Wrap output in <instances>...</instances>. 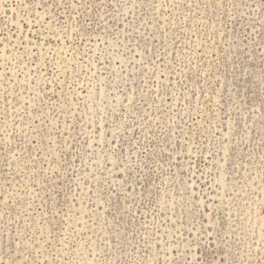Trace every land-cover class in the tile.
Returning a JSON list of instances; mask_svg holds the SVG:
<instances>
[{
	"label": "rangeland",
	"instance_id": "374dc122",
	"mask_svg": "<svg viewBox=\"0 0 264 264\" xmlns=\"http://www.w3.org/2000/svg\"><path fill=\"white\" fill-rule=\"evenodd\" d=\"M0 264H264V0H0Z\"/></svg>",
	"mask_w": 264,
	"mask_h": 264
}]
</instances>
